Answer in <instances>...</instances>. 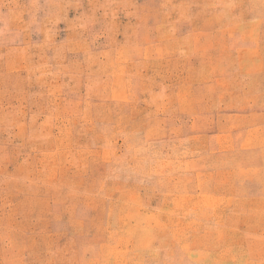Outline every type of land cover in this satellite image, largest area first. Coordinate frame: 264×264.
I'll use <instances>...</instances> for the list:
<instances>
[{"label":"rangeland","instance_id":"1","mask_svg":"<svg viewBox=\"0 0 264 264\" xmlns=\"http://www.w3.org/2000/svg\"><path fill=\"white\" fill-rule=\"evenodd\" d=\"M0 264H264V0H0Z\"/></svg>","mask_w":264,"mask_h":264}]
</instances>
